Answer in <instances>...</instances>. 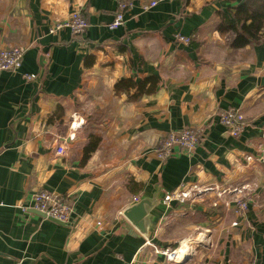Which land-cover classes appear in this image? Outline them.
<instances>
[{"label":"crops","instance_id":"crops-1","mask_svg":"<svg viewBox=\"0 0 264 264\" xmlns=\"http://www.w3.org/2000/svg\"><path fill=\"white\" fill-rule=\"evenodd\" d=\"M150 1L132 0L126 24L110 30L114 0H0V49L26 50L20 71L0 73V264H167L163 250L178 246L187 250L174 264H264V35L236 47L219 29L242 0L144 11ZM74 9L89 22L84 38L51 34ZM147 78L156 83L137 98L115 87ZM232 107L248 124L238 137L218 119ZM200 126L196 150L157 159L166 134ZM177 188L196 198L166 204ZM42 189L74 198L70 223L21 208ZM240 196L245 218L234 213ZM138 200L151 203L146 234L123 214Z\"/></svg>","mask_w":264,"mask_h":264},{"label":"built area","instance_id":"built-area-1","mask_svg":"<svg viewBox=\"0 0 264 264\" xmlns=\"http://www.w3.org/2000/svg\"><path fill=\"white\" fill-rule=\"evenodd\" d=\"M116 3V10L113 20L108 25L110 30H116L126 24V14L132 9V0H114ZM167 0H151L142 5L144 11H148L156 7L160 2ZM89 28V22L82 9H74L69 16L59 22H56L51 28V34L60 33L63 30H68L72 35L79 39H83ZM193 36L185 35L182 32L174 34V40L180 44L191 45ZM25 48L13 46L9 48L0 49V73L4 71H20L23 66L25 55ZM25 80L30 81L38 77L34 72L24 71L22 73ZM218 119L220 124L225 128V131L232 137L240 136L247 129V122L239 108H228L219 112ZM207 129L203 126L190 127L178 131H171L161 138L155 150L157 159L160 162H165L177 154H190L196 150L201 144L206 135ZM66 147L64 144L60 145L57 153L64 155ZM196 191L184 190V188H177L165 195L164 201L166 204H171L173 201L184 203L188 200L196 198ZM237 199L234 207V213L240 218H245L250 208L249 199ZM137 200V198H136ZM75 200L71 195L60 196L48 189H42L35 192L29 202V205L21 208L26 211L33 208L44 213L47 217L55 218L65 224L70 223L75 209ZM101 225V222H97ZM233 225H238L234 222ZM183 252V251H182ZM180 246L174 249H165L163 253L166 255L167 264L177 263L184 259L180 257L182 254ZM251 264H257L252 262Z\"/></svg>","mask_w":264,"mask_h":264},{"label":"trees","instance_id":"trees-1","mask_svg":"<svg viewBox=\"0 0 264 264\" xmlns=\"http://www.w3.org/2000/svg\"><path fill=\"white\" fill-rule=\"evenodd\" d=\"M231 2H239L241 0H229ZM222 21L219 29L222 32L232 31L236 36L233 45L236 47H243L251 42L260 43L264 34V0H242L237 6L229 7L227 10L221 12ZM150 83L151 86L147 90L145 85ZM156 83L154 78H147L141 82H135L131 79H122L115 85L117 90L129 91L130 88L135 87L137 94L133 98L145 92H151L153 84ZM100 142V137L92 136L91 143L85 148L88 154L96 148ZM88 156V155H87Z\"/></svg>","mask_w":264,"mask_h":264},{"label":"water","instance_id":"water-1","mask_svg":"<svg viewBox=\"0 0 264 264\" xmlns=\"http://www.w3.org/2000/svg\"><path fill=\"white\" fill-rule=\"evenodd\" d=\"M137 204H135L134 206L129 207L128 209L125 210V212L123 213L125 215V217L131 221L133 224H135L140 230L141 232H143L144 234H146L149 230V225H150V214L148 212V208L147 205L151 206V203L147 200H138L136 201ZM33 212H36L37 214L49 218L59 224H65L62 221H59L55 218H51V217H47L44 213L32 209Z\"/></svg>","mask_w":264,"mask_h":264},{"label":"rangeland","instance_id":"rangeland-1","mask_svg":"<svg viewBox=\"0 0 264 264\" xmlns=\"http://www.w3.org/2000/svg\"><path fill=\"white\" fill-rule=\"evenodd\" d=\"M263 35H264V34H263ZM206 133H207V132H206ZM158 142H159V141H158ZM240 198H241V197H240ZM243 198H245V197H243ZM246 199H248V198H246ZM210 248H211V251H213V250L215 249V247H210ZM252 262H256V261H252V260H251V261L249 262V264H251Z\"/></svg>","mask_w":264,"mask_h":264},{"label":"bare ground","instance_id":"bare-ground-1","mask_svg":"<svg viewBox=\"0 0 264 264\" xmlns=\"http://www.w3.org/2000/svg\"><path fill=\"white\" fill-rule=\"evenodd\" d=\"M184 244H185V243H184ZM180 245H181V244H180ZM185 245H186V247H188V243H187V244H185ZM180 250H181V252H182V251H186L187 249H186V250H184L183 248H180ZM181 256H182V255H181Z\"/></svg>","mask_w":264,"mask_h":264}]
</instances>
